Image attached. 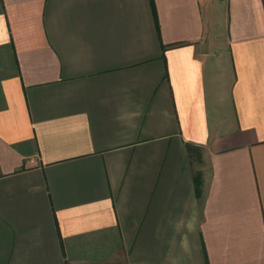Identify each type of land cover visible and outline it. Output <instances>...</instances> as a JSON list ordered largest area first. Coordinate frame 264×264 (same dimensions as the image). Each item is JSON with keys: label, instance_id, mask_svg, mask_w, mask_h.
<instances>
[{"label": "crops", "instance_id": "obj_1", "mask_svg": "<svg viewBox=\"0 0 264 264\" xmlns=\"http://www.w3.org/2000/svg\"><path fill=\"white\" fill-rule=\"evenodd\" d=\"M0 264H264V0H0Z\"/></svg>", "mask_w": 264, "mask_h": 264}, {"label": "trees", "instance_id": "obj_2", "mask_svg": "<svg viewBox=\"0 0 264 264\" xmlns=\"http://www.w3.org/2000/svg\"><path fill=\"white\" fill-rule=\"evenodd\" d=\"M189 151L192 153V151H199L198 147H193L192 145L188 146ZM195 192L197 195V198H202L204 193V172L201 170H197L195 173Z\"/></svg>", "mask_w": 264, "mask_h": 264}, {"label": "rangeland", "instance_id": "obj_3", "mask_svg": "<svg viewBox=\"0 0 264 264\" xmlns=\"http://www.w3.org/2000/svg\"><path fill=\"white\" fill-rule=\"evenodd\" d=\"M201 159V158H200ZM201 162V163H200ZM200 162H199V164L197 163V167H198V169H202V168H204V164H203V158L200 160Z\"/></svg>", "mask_w": 264, "mask_h": 264}]
</instances>
